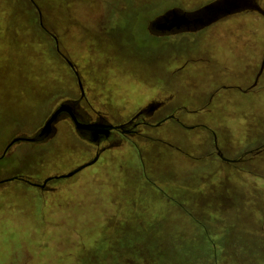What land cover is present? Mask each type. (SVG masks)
<instances>
[{
	"label": "rangeland",
	"instance_id": "rangeland-1",
	"mask_svg": "<svg viewBox=\"0 0 264 264\" xmlns=\"http://www.w3.org/2000/svg\"><path fill=\"white\" fill-rule=\"evenodd\" d=\"M212 1L0 0V180L41 183L95 153L67 122L5 153L80 96L58 50L114 124L168 98L162 117L177 110L185 123L124 138L52 191L0 184V264H209L211 241L218 264H264V17L236 13L172 40L146 30L166 7ZM202 137L225 158L247 157L220 161Z\"/></svg>",
	"mask_w": 264,
	"mask_h": 264
},
{
	"label": "flooded vegetation",
	"instance_id": "flooded-vegetation-1",
	"mask_svg": "<svg viewBox=\"0 0 264 264\" xmlns=\"http://www.w3.org/2000/svg\"><path fill=\"white\" fill-rule=\"evenodd\" d=\"M210 5L211 6L214 5V6L207 8ZM252 6L253 7L259 6V8L264 10V8L260 5L259 0H213L209 4L201 5L200 7L195 8L194 10H190V11H186L178 6L166 7L160 10L159 12H157V15H155L154 17L148 19L146 30L153 36L162 37V38H165V40L166 39L172 40L173 37L178 34L196 33L204 28L209 27L210 25L212 26L213 23L220 21L224 18H227L228 16L236 14V13H241L244 11H252V12L258 13L251 9ZM34 7L36 8L37 11L40 10L37 5ZM244 8L246 9L244 10ZM258 14L261 15L260 13ZM39 24H40V27L44 29L45 24H43V21L42 23L39 22ZM47 33H49L53 41L59 42V38L56 36L54 32L47 31ZM57 53L64 59V61L70 68V72L76 78V83L80 90V96L76 99H69V100L61 101L58 103V105L56 106L54 111L51 113V115L62 105L67 107V109L62 111L58 115L57 119L55 120V123H53L51 127L50 132L45 133V134L41 133L42 128L44 127L45 123H47V120L51 117V115L44 122V124L41 127L37 128L33 133H28V134L21 133V132L17 133L15 138L23 139L17 143L47 142L59 134L62 126L64 128V127H67L68 125L72 127L73 130H75L78 137H81L82 139L90 142L96 149L93 157L86 160L84 162L85 164V163L92 161L95 157H97V160H96L97 162L100 156L103 154V152H105L108 149L113 148L114 146L121 145L124 141V138H133L137 136L146 138L147 136L144 134V130L147 127H158L160 125H163L165 121L170 120V119L175 121L177 124H180L181 126L185 125L182 119L178 116L177 110L162 117L163 113L161 110L170 103V100H172L171 98H168L162 101L151 100L149 103L143 106L137 113L132 115L128 120L122 121L121 123L114 124L108 117V114L106 113V111L97 109L96 107H94L93 103L90 102V99L88 98L87 93H86V91L88 90L85 87V81L81 76V72L76 68L74 63L66 55L62 54L59 50ZM73 116H75L76 119L80 123L85 124V125L106 126V125L112 124V126H117V127L120 126V127L117 129H111L108 136L103 135V134H97L94 131L78 130L74 122ZM66 122H67V125H65ZM59 125L61 126L59 127ZM210 135L212 137L217 136V134L214 131H211ZM13 145H11L9 148H6L5 153ZM214 149H215L214 153L219 158L224 160L225 162L240 163L241 165V162L244 160L245 157H247V155H243L237 159L225 158L224 155L219 151L216 145H214ZM251 153L252 152H250L249 154ZM57 175L58 174L50 175L48 177L57 176ZM19 177H22V176H19ZM25 178H28L32 182L38 183V184H43V181L46 179L45 178L41 183H39L33 180L32 178H29V177H25ZM59 179H53L49 181L44 186L43 189L39 187H36V188H38L42 192L52 191L55 189V187H50V184L53 182L56 183V181Z\"/></svg>",
	"mask_w": 264,
	"mask_h": 264
},
{
	"label": "water",
	"instance_id": "water-1",
	"mask_svg": "<svg viewBox=\"0 0 264 264\" xmlns=\"http://www.w3.org/2000/svg\"><path fill=\"white\" fill-rule=\"evenodd\" d=\"M214 5H210L208 6L207 8L209 7H213ZM219 7V6H218ZM246 8H244L245 10ZM252 10L260 13L262 16H264V10L259 8V6H252L251 8ZM40 11V10H39ZM39 17H40V22L42 23V16H41V13H39ZM72 65V64H71ZM263 68V67H262ZM257 84V81L255 82L254 85H252V87H255ZM67 107H65L64 105H62L60 108H58L52 115L51 117L47 120V123H45L44 127L42 128V131L41 133L42 134H45V133H48L50 132L51 130V127L53 125V123H55V120L57 119L58 115L66 110ZM73 119H74V122L76 124V127L78 130H89V131H94L96 132L97 134H103V135H106L108 136L109 132L111 131V129H117L119 127L117 126H112L111 125H106V126H99V125H85V124H82L80 123L75 116H73ZM23 139H20V138H15L11 141V143L9 144V146L7 148H9L11 145L21 141ZM25 140V139H24ZM97 160V157H95L92 161L88 162V163H85L79 167H77L75 170L67 173V174H61V175H57V176H51V177H48L46 178L44 181H43V184H38V183H34L32 182L30 179L28 178H25V177H19V176H13V177H9V178H6V179H2L0 180V184H3V183H7V182H12V181H15V180H21V181H24L26 183H28L29 185H32L34 187H39L41 189L44 188V186L51 180L53 179H59V178H69L73 175H75L76 173H78L79 171L83 170L84 168L90 166L91 164L95 163Z\"/></svg>",
	"mask_w": 264,
	"mask_h": 264
},
{
	"label": "crops",
	"instance_id": "crops-1",
	"mask_svg": "<svg viewBox=\"0 0 264 264\" xmlns=\"http://www.w3.org/2000/svg\"><path fill=\"white\" fill-rule=\"evenodd\" d=\"M259 2H260V0H259ZM261 5V4H260ZM262 6V5H261ZM263 7V6H262ZM264 8V7H263ZM244 12H252V11H244ZM252 13H255V12H252ZM256 14V13H255ZM258 14V13H257ZM260 16V15H259ZM221 138V137H220ZM201 140H204V141H206L207 142V144L209 145V147H210V149H211V156H216V158L218 159V160H220V161H223V162H225L224 160H222L221 158H219L215 153H214V151H215V149H214V145H213V142L211 141V137H209V140H208V138L207 139H205V138H201ZM221 140H223L224 142H225V146H226V144H227V148H231L233 145V143L231 142V140L230 139H228L227 137H226V140H224V139H220L219 140V142L221 141ZM242 165V164H241ZM240 167V166H239ZM263 178V177H262ZM80 187H84V186H82V185H79ZM79 187V188H80ZM203 234H206V233H204L203 232ZM205 236H207V237H209V234L208 235H205ZM210 243V248H212V249H209L208 251H206L207 253H210L211 255H210V259H212V262H209V264H218V259H217V255H216V253H217V246H216V243H214V241H211V242H209Z\"/></svg>",
	"mask_w": 264,
	"mask_h": 264
}]
</instances>
